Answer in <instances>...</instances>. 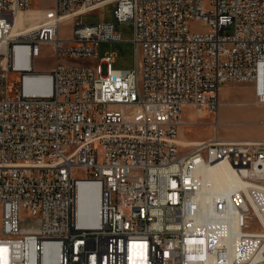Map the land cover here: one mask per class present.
<instances>
[{
  "label": "built area",
  "instance_id": "obj_1",
  "mask_svg": "<svg viewBox=\"0 0 264 264\" xmlns=\"http://www.w3.org/2000/svg\"><path fill=\"white\" fill-rule=\"evenodd\" d=\"M110 2L116 20L134 25L133 69L99 56L100 43L123 40L115 22L82 21ZM32 3L0 0V264H47L51 253L55 264H262L264 139L216 135L186 146L179 133L184 108L217 113L229 81H253L264 103V0ZM68 17L71 35L62 36ZM43 45L55 52L53 70L35 68ZM221 164L237 177L240 204L228 207L232 190L213 191L218 223L198 221L204 204L188 191L186 167L203 166L206 188L204 174ZM80 184L96 186L85 222ZM235 211L245 212L242 226H232ZM131 216L144 230L129 229ZM223 229L243 234L239 256Z\"/></svg>",
  "mask_w": 264,
  "mask_h": 264
},
{
  "label": "rangeland",
  "instance_id": "obj_2",
  "mask_svg": "<svg viewBox=\"0 0 264 264\" xmlns=\"http://www.w3.org/2000/svg\"><path fill=\"white\" fill-rule=\"evenodd\" d=\"M54 0H33L32 8H51ZM115 4L108 3L100 10L90 11L82 15L85 23L99 21L115 22L116 29L121 32L122 41H107L100 43L98 47L99 56L108 53L115 54L112 67L118 69H133L135 66V47L132 41L134 37V25L131 21H118L114 18L113 9ZM31 18H35L31 16ZM24 19V13L19 17L18 24ZM35 22V21H34ZM73 20H65L61 24V35H71ZM205 26L195 22L192 29H204ZM1 62V59H0ZM90 62H93L90 60ZM56 65L55 52L49 45H43L40 56L35 58L36 70H53ZM1 72V71H0ZM9 81L16 82L19 73L9 72ZM252 86L255 88L252 90ZM257 85L253 81H229L220 89L219 98L221 105L217 113L205 107L197 105L190 106L193 112L192 120L195 124H185L182 133L189 137L209 138L216 135L225 140L263 139L264 138V103L258 102L256 95ZM189 117V116H188ZM217 133H214V126H217ZM221 122V123H220ZM181 133V134H182ZM183 138V135L181 136ZM76 174L85 176L83 169H77ZM24 218H30L23 214ZM26 225V223H25ZM1 226V225H0ZM264 264V262L262 263Z\"/></svg>",
  "mask_w": 264,
  "mask_h": 264
},
{
  "label": "bare ground",
  "instance_id": "obj_3",
  "mask_svg": "<svg viewBox=\"0 0 264 264\" xmlns=\"http://www.w3.org/2000/svg\"><path fill=\"white\" fill-rule=\"evenodd\" d=\"M20 13L17 17V24ZM69 20V17L66 18ZM217 123V121H215ZM186 174H188V191L195 192V201L198 204H204L196 207V219L198 221H209V223H218V216H221V208L216 207L215 198H213V191L226 193L231 191V196L228 198V207H235L240 204V190H233L237 184V177L233 174L232 169L227 164H221L209 169L204 174V181L206 188H199L203 179V166H187ZM96 189L93 184H80L78 187L77 209L78 215L82 222L90 219V207L88 204L89 192ZM243 219H245L244 211H235L232 214V226H242ZM129 229L131 231L144 230V220L139 216H131L129 220ZM262 238L264 240V231H262ZM171 241H178V233H171ZM243 242V234L231 229H223L222 243L228 249L230 256H239L240 248L234 242ZM55 249V247L51 246ZM263 259V258H262ZM56 263V254H49L47 264ZM229 264H237V261H229ZM248 264H254L249 262ZM261 264V263H260Z\"/></svg>",
  "mask_w": 264,
  "mask_h": 264
},
{
  "label": "crops",
  "instance_id": "obj_4",
  "mask_svg": "<svg viewBox=\"0 0 264 264\" xmlns=\"http://www.w3.org/2000/svg\"><path fill=\"white\" fill-rule=\"evenodd\" d=\"M255 88L252 86V90H254ZM257 91H258V88L256 90V94H257ZM255 92V90H254ZM220 95V94H219ZM220 99V98H219ZM260 102V101H258ZM220 105H221V100H220ZM220 107V106H219ZM191 107L190 106H186L183 110V121L184 123L182 124V126L180 127V133H179V140L180 142L183 144V145H186V146H189V145H192L194 144L196 141H199V140H205V139H208V138H199V137H189L187 135H185V133L183 134L182 133V127L183 125L185 126V124L189 123V124H195L196 122L190 118H192L194 115H193V112H191ZM192 115V117H191ZM189 116V117H188ZM215 122V121H214ZM218 122L217 121V126H214V133L216 134L217 133V127H218ZM221 123V122H220ZM182 133V134H181ZM183 135V138L184 139H181V136ZM218 136V135H217ZM219 138L223 139L222 137L218 136ZM211 138V137H209ZM264 139V138H263ZM189 147H183L182 149L183 150H186L188 149Z\"/></svg>",
  "mask_w": 264,
  "mask_h": 264
}]
</instances>
